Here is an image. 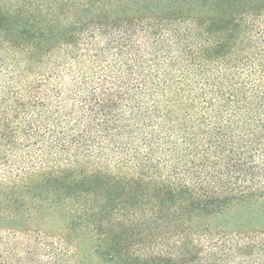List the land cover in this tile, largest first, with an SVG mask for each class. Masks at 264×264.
Returning <instances> with one entry per match:
<instances>
[{
    "label": "trees",
    "instance_id": "16d2710c",
    "mask_svg": "<svg viewBox=\"0 0 264 264\" xmlns=\"http://www.w3.org/2000/svg\"><path fill=\"white\" fill-rule=\"evenodd\" d=\"M0 264H264V0H0Z\"/></svg>",
    "mask_w": 264,
    "mask_h": 264
}]
</instances>
